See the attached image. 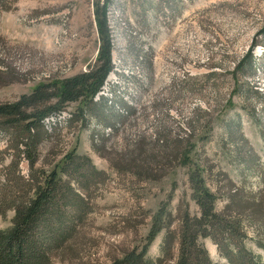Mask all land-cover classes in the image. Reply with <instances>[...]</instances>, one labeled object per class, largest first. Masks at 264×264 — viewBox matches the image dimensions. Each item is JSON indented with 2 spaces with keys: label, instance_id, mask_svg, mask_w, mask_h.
<instances>
[{
  "label": "rangeland",
  "instance_id": "374dc122",
  "mask_svg": "<svg viewBox=\"0 0 264 264\" xmlns=\"http://www.w3.org/2000/svg\"><path fill=\"white\" fill-rule=\"evenodd\" d=\"M104 2L18 0L1 13L0 70L12 69L19 80L0 87V103L14 102L39 84L78 76L95 65L101 47L96 9ZM107 13L115 68L102 94L115 90L136 107V114L115 135L92 121L82 131L79 126L63 129L60 142L41 148L39 170L43 162L47 171L52 169L76 150L107 175L90 193L94 212L83 234V251L66 261L55 258L52 264H111L141 249L162 204L168 203L174 217L180 208L200 216L189 167H167L157 181H140L115 167L140 136L147 138L148 147L160 129L175 135L191 122L197 132L191 142L192 168L200 169L205 187L219 198L217 212L231 204L238 189L245 196L260 193L264 202V0H110ZM249 53L251 65L246 61ZM79 108L80 103L69 104L62 117ZM93 132L109 134L98 147L102 153L92 147ZM5 145L0 137V152ZM9 161L5 156L4 167L0 165V186ZM21 167L28 177L27 163ZM14 215L12 210L0 215V230L11 228ZM242 222L247 247L264 261V251L255 243L256 229L244 215ZM164 235L149 249L151 259L161 256ZM200 243L213 263L226 264L212 239Z\"/></svg>",
  "mask_w": 264,
  "mask_h": 264
},
{
  "label": "trees",
  "instance_id": "16d2710c",
  "mask_svg": "<svg viewBox=\"0 0 264 264\" xmlns=\"http://www.w3.org/2000/svg\"><path fill=\"white\" fill-rule=\"evenodd\" d=\"M18 0H0V14L10 11ZM106 0L96 9L101 47L95 65L82 74L65 80H53L39 84L32 93L18 100L0 103V137L5 139V149L0 152V165L5 156L10 158L4 168V184L0 186V215L15 213L11 228L0 230V264H52L76 257L85 245L84 231L93 211L92 187L107 180L103 171L96 169L90 158L78 155L74 150L55 162L47 171L46 163L37 167L42 159L40 151L46 144L60 142L63 129L79 126V131L89 127L92 121L111 134L119 132V126L136 114V107L119 97L116 91L103 95V88L114 71L112 51L114 43L108 24ZM251 65L253 55L246 58ZM19 80L12 69L0 70V87ZM80 103L83 108L63 118L69 104ZM264 116V110L262 111ZM178 133L160 129L155 139L139 137L126 158L117 159L115 167L140 181L162 179L163 171H173L178 165L189 167V178L200 216H192L189 208H180L174 217L162 204L152 216V225L145 245L134 248L111 264H216L200 243L212 239L226 264H264L261 255L247 247L243 215L256 229L255 241L264 251V206L261 194L251 192L245 196L241 189L234 190L233 200L222 213L215 204L219 199L205 187V177L194 166L191 152L192 139L197 132L188 124ZM92 147L99 153L109 134L93 132ZM264 136V135H263ZM3 156V159H2ZM29 167L28 177L22 174V165ZM4 167V166H3ZM233 204V207H232ZM174 228V229H173ZM165 231L160 248L161 256L151 259L149 249L156 238Z\"/></svg>",
  "mask_w": 264,
  "mask_h": 264
}]
</instances>
